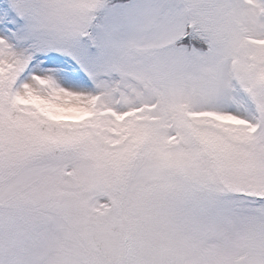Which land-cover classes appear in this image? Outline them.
<instances>
[{
	"label": "snow or ice",
	"instance_id": "obj_1",
	"mask_svg": "<svg viewBox=\"0 0 264 264\" xmlns=\"http://www.w3.org/2000/svg\"><path fill=\"white\" fill-rule=\"evenodd\" d=\"M0 264H264V0H0Z\"/></svg>",
	"mask_w": 264,
	"mask_h": 264
}]
</instances>
